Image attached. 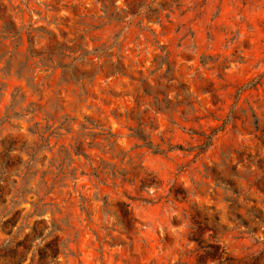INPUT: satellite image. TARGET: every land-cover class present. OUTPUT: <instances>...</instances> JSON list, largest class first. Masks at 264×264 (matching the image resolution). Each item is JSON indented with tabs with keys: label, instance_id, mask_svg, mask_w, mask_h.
I'll list each match as a JSON object with an SVG mask.
<instances>
[{
	"label": "rangeland",
	"instance_id": "obj_1",
	"mask_svg": "<svg viewBox=\"0 0 264 264\" xmlns=\"http://www.w3.org/2000/svg\"><path fill=\"white\" fill-rule=\"evenodd\" d=\"M147 1L139 12L160 15L159 24L135 18L126 28L111 24L94 33L99 42L119 33L122 75H98L81 87L59 81L58 70L48 78L39 72L30 89L0 73V139L9 136L24 150L34 141L27 128L46 119L63 134L37 155L43 157L34 166L38 173L55 171L59 145L71 142L79 124L90 133L101 128L117 135L116 158L94 148L87 150L91 161L72 155L76 179L54 191L59 211L53 217L67 224L54 235L69 241L57 264H193L194 244L186 235L195 210L202 226L217 223L214 236L228 255L264 251V0ZM10 2L19 9L16 22L31 19L48 29L67 30L74 14L99 13L95 0ZM24 109L34 110L32 119ZM136 120H151L144 130L152 147L130 136ZM21 150L13 152L20 159L17 171L25 160ZM128 157L129 165L141 163L159 186L136 194L116 176L117 186H111L92 175L97 158L113 173L128 170ZM172 184L183 194L166 196ZM32 199L26 194L18 208L30 211Z\"/></svg>",
	"mask_w": 264,
	"mask_h": 264
},
{
	"label": "trees",
	"instance_id": "obj_2",
	"mask_svg": "<svg viewBox=\"0 0 264 264\" xmlns=\"http://www.w3.org/2000/svg\"><path fill=\"white\" fill-rule=\"evenodd\" d=\"M118 2L119 0H95L99 13L82 16L74 14L77 19L72 27L62 30L57 26L48 29L42 25H34L35 22L31 19L18 23L14 16L19 12L18 7L13 6L10 0H0V73L23 80L30 89L36 86L33 80L39 72L45 73V78H48L58 70L59 81L76 83L81 87L98 75L104 78L122 75L124 57L121 54L119 33L103 42H99L100 38L94 33L111 24L119 25L121 29L126 28L135 18L145 19L151 24H159L161 18L160 15L149 16L145 12H139V6L147 9L150 1L123 0L122 7ZM168 16L169 14L163 17ZM55 20L56 18H52L50 23L55 25ZM63 25L68 27V24ZM149 32L154 34L152 29ZM159 65L160 62L157 63ZM160 95L161 100L166 99V94ZM24 111L25 115H31L30 119L33 118V109ZM152 111L156 113L159 110L156 108V111ZM48 121L50 120L46 119L44 124L33 122L27 128V133L34 137V141L24 150L15 148L17 140L9 136L0 139V264H57V255L63 251L69 252L66 243L69 241L66 238L57 239L54 235V232H62L60 225L67 224L64 218L53 217L59 211V202H54L53 194L56 189L65 187L67 180L76 179L75 169L69 167L71 156H82L91 161L87 150L93 148L101 154H109L110 158H116L120 153L112 152L116 148L117 135L109 129L99 128L100 132L90 133V127L79 124L78 132L70 139L71 142L66 147L59 145L62 155L57 160L55 171L38 173L34 166L43 157L37 159V155L44 149L50 151L63 135L56 131L60 127H52ZM150 121L143 123L136 120L135 126L128 128L130 136L148 148L152 147V143L145 135L144 127L150 129ZM62 123L66 124L65 128L61 127L65 133L70 132L68 120L65 119ZM51 138L54 139L53 143ZM87 138L90 140L86 141ZM18 150L25 155L20 171L16 170L20 159L13 154ZM122 158L123 156L118 160L120 164ZM130 162L129 157L124 162L128 164V170L117 167L112 173L102 166L106 164L104 160L97 158L92 175L101 184L110 180L111 186L116 185L113 182L116 176L121 182L133 185L136 194L149 187L159 186L156 177L147 172L141 163L129 165ZM109 165L114 167L113 164ZM126 174L130 177L125 178ZM26 194H30L33 199L29 202L30 211L23 212L18 206L24 201ZM178 194L182 195L183 191L174 188L172 184L167 189L166 196L174 197ZM46 211L48 216L44 218L43 213ZM199 215L196 210L190 215L186 235V240L194 244L190 251L194 257L193 264H264L263 250L241 258L228 255L214 236L217 223L213 220L210 228H206L196 220ZM205 231H211L207 238L202 236Z\"/></svg>",
	"mask_w": 264,
	"mask_h": 264
}]
</instances>
